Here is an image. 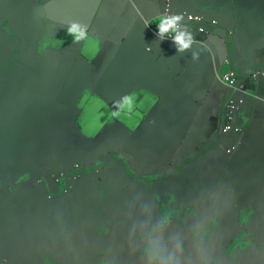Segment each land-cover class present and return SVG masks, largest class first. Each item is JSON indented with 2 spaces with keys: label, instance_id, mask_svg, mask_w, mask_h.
Returning <instances> with one entry per match:
<instances>
[{
  "label": "crops",
  "instance_id": "1",
  "mask_svg": "<svg viewBox=\"0 0 264 264\" xmlns=\"http://www.w3.org/2000/svg\"><path fill=\"white\" fill-rule=\"evenodd\" d=\"M2 1L9 3L3 14L9 20L8 26L0 16L1 29L4 26L8 31L7 33L0 30L2 40L0 44V110H4L5 107L9 111L6 116L0 118V207L9 205L7 209L10 210L7 215L0 214V239L6 246V238L2 231L7 226H15L21 219L24 220L17 213V208L23 204L22 197H29L34 205H41L46 193L47 183H36L35 191L10 193L8 186L16 182L12 179L14 178L12 173L18 166L25 163L22 170L28 171L32 166L38 165L42 157L39 152H43L50 144H59L60 135L72 129L70 121L74 115H76L75 126L81 133L94 138L114 118L134 128L131 125L140 120L139 113H146L148 109L121 106L114 112L109 106L103 104L87 88V85L95 87L105 67L108 54L99 65L102 68L101 71L95 73L91 68L90 75H83L81 78L77 68L74 69L75 65L67 67L61 64L59 59H55V53L61 51L62 43L55 40L46 41L45 33L50 30V23L55 22L52 15L19 0ZM199 1L175 0L174 7L179 14L183 6L195 5ZM206 1L218 8V12L229 25L235 24L236 42L239 45V48H236L233 39H230L228 46L221 41L217 44L213 42L212 55L217 69L220 73L233 69L236 76L244 80L245 104L249 107L250 104L259 102L256 110L264 113V103L260 100L264 99V77L261 79L249 77L254 69L264 70L261 68V64L264 63V0H234L233 9L227 6L226 0ZM51 4L69 14L67 19L69 24L79 23L83 27L88 22L89 27L92 19L98 17L96 29L110 42L118 41L126 35L130 18L133 17L132 23L138 13L145 21H149L156 27L154 21L161 13L170 7L173 12L172 0H131V2L127 0H51ZM29 14H34L37 21L34 38L27 32L17 29L19 22L27 26ZM218 33L221 31L218 30ZM53 34L59 38L65 36L66 41L74 39L67 32L58 29H54ZM134 41L137 45L143 44L137 34L134 35ZM92 46L96 48V44ZM9 47H13L10 61L7 60ZM20 47L31 49L28 55L32 56H21L26 61L15 57L14 50L20 51ZM106 49L108 52L107 47ZM135 50L134 47L129 48L128 56H132ZM45 55L52 56L49 66L55 71L56 84L52 94L45 89L42 84L44 81L39 77V69L47 61ZM84 58L87 59L85 52ZM227 58L230 59V66L226 64ZM170 60H175V57H171ZM161 66L165 64L162 63L159 67ZM121 69L125 81V59L122 61ZM145 69L156 71L151 73L153 85L165 91L170 99L171 104L163 107L161 113L167 126L172 125L175 133L191 129L196 134H202L203 140L200 144H193L186 151L175 152L169 158L157 156L155 159H149L144 155L134 158L127 154V163L114 159L116 158L114 156L108 158L106 165H104L106 160L97 161L96 163H101L106 179L103 184H100L103 180L99 181L96 177L91 179L87 176L73 184L68 206L70 216L69 210L67 208L64 210L65 226L71 229V238L69 243L58 252L61 263L75 264L76 261L82 260L81 249L76 248V243H73L74 231H78L81 234L80 240L85 244L93 241L96 255H104L106 258L110 248L121 249L124 254H135L137 258L141 257L145 264H264V115H258V112H255V115L250 118L248 115H243L239 119L241 124L247 123L250 119L255 120L250 126L253 131L245 143V148L237 155L241 171H237L236 161L232 166L228 165L227 171L225 153L221 148L217 149L213 141L216 131L214 115L217 105H220V99L222 100L221 87L217 86L213 89L212 95L217 99L215 109L210 111L205 105L204 108L202 106L194 108L197 101L190 96V83L193 76H188L180 86L179 83L175 84L174 80L163 81L159 78L162 74L154 64L148 67L140 64L139 70L142 71L140 79H143L145 83L148 79ZM212 70L209 58L204 66V74L207 72L210 82L206 84L204 81L203 84L196 78L191 87L192 91L200 87L208 89L213 81ZM17 71L24 76L16 77ZM191 72L194 73V69ZM74 82L76 85L73 89L67 87ZM183 83L185 94L181 96L178 107L173 103L178 100L175 91L178 92L180 87L182 89ZM207 95L208 93L204 97ZM76 98L77 100L74 101ZM87 99L92 101L88 105H86ZM49 104L53 108L58 107L62 110L57 109L56 113L54 109L48 108V112L56 113L55 116L48 115L45 109ZM63 105H69L71 112L68 113ZM85 109L86 113L81 119V124H86L87 131L84 129L85 132H83L79 120ZM178 110H184L189 115L181 116ZM66 113L68 120L63 121L61 117ZM189 117L191 120L186 119ZM48 121H51V125L46 129ZM97 125L98 129L94 132L89 131ZM43 132H46L48 136L44 142H38V135ZM126 164L136 169L137 174L140 175L138 180L130 177L129 168L126 170L128 175L122 173L123 166L126 167ZM108 172H116L119 175ZM5 175L8 177L2 179ZM208 175L211 176L209 184L205 180ZM169 177L175 178L171 188H165L163 191L160 186L156 188L159 182L166 184L167 181L168 183L172 181ZM203 177L204 185L201 182ZM150 178L152 180H149ZM132 179L150 183L154 186V190L143 199L129 200L127 198L125 200V195L130 192L129 186ZM7 182L12 184H6ZM119 186H122L121 191L116 189ZM44 198L47 196L45 195ZM105 203L107 208L100 206ZM38 218L33 216L31 220ZM115 220L118 221L117 227L111 230L109 227L115 223ZM21 229L24 236L25 228L21 227ZM102 238H105L109 248L101 247ZM8 240L9 238L7 242ZM242 241L246 248L236 258L228 260L225 254L231 251L234 245H241ZM153 243L160 244V247L156 248L152 245ZM23 245L19 248H23ZM29 245L35 247L39 254L52 251H45L46 246L43 244L31 242ZM4 256L7 262L13 257L11 254H4ZM41 259L35 258L34 264H43L44 261ZM2 260L4 259L1 258L0 262Z\"/></svg>",
  "mask_w": 264,
  "mask_h": 264
},
{
  "label": "water",
  "instance_id": "2",
  "mask_svg": "<svg viewBox=\"0 0 264 264\" xmlns=\"http://www.w3.org/2000/svg\"><path fill=\"white\" fill-rule=\"evenodd\" d=\"M19 1L36 9H42L53 16L55 22L50 23L51 28L45 33L46 41L51 42L55 40L62 43L61 51L55 53V59H59L61 64L67 67L75 65L74 69L77 68L78 75L81 76V78L83 75L89 76L91 68L95 73L101 71L102 68L99 65L108 54L105 60V67L102 69L95 87L93 88L91 85H87V88L94 93L103 104L109 106L114 112H116L121 106L128 108L135 107L136 109L145 108L148 109V112L139 113L140 120H133L136 121V123L131 125L134 128H130L124 124L122 120L114 118L113 121L109 122L110 124H106L103 130L94 138H89L81 133V131L75 126L76 115H74L70 121L72 129L68 133L60 135L58 140L59 144H50L43 152H39V155L42 156L39 164L32 166L28 171L22 170V168L25 167V163L18 166L14 173H12V176L14 177L12 179L23 174H38L42 175V180L45 183L48 181L46 170H51V172L57 173L62 169H71L73 163H81L84 164V166L78 173L80 178L87 176L91 179L96 177V179L99 180L98 177L101 176L103 181L100 182V184H103L106 179L104 178L102 167H95L97 161L102 162L106 160L104 164L106 165L108 158L114 156L116 157L114 159L123 160L127 163V154H130L134 158H138L141 155H144V157L149 159H155L157 156H166L169 158L175 154V152L180 153L188 150L193 144H200L203 140L202 134H196L191 129L175 133L172 129V125L167 126L166 122L162 119L161 113L163 107L171 104L170 99L165 91H161L154 87L151 73H156V71L145 69V73L148 74L147 83H145L143 79H140V73H142V71L140 72L139 70L140 64L143 65V67H148L154 64L162 74V77L160 76L159 78L163 81L174 80L175 84L179 83L180 86L181 82L186 80L188 76H193L190 83V96H193L197 101L194 108L199 106L204 108L205 105L210 111L215 109L217 99L212 95L214 91L213 89L217 86L221 87L222 100L220 99V105H217V111L214 115L216 126H218L219 129L215 131L213 141L215 147H217V149L221 148L225 153L227 171L228 165L232 166L235 161L237 171H241L237 155L240 150L243 151L245 148V143L253 131V128H250V126L255 120L250 119L247 123L241 124L239 123V119L242 118L243 115H248V118H250L255 115V112H258V115H264V113L256 110L257 106L260 104L259 102H254L248 107L245 104L246 102H244L245 93L237 89L226 87L217 77L220 71L217 69L212 55L213 42L217 44L221 41L228 46L230 39H233V41H235V47L239 48V45L236 42L234 31L235 24L233 23V25H229L223 19L222 15L218 12V8L213 3H208L206 0H200L195 5L183 6L182 9L179 10V13L184 14V23L186 27H188L190 32L193 30L191 33L194 35L196 43L193 45V48L185 52L183 56H178L176 48L171 40L159 41L155 34L157 28L150 24L149 21H145L139 13L136 14L132 23L131 20L133 17L130 18L127 25L130 26L126 35L118 41L110 42L106 39V36L98 32L96 29L98 17H96L95 19H92L89 27L88 22L83 26L86 30V35L78 40L77 43L70 45L76 40L72 39L71 41H66L64 40L65 36L59 38L57 35L53 34L54 29L66 32L67 26L71 25L67 22L69 17L68 13L63 12L57 6H53L51 0ZM127 1L131 2V0ZM172 2L173 12L177 13L174 7L175 0H172ZM226 4L230 9L234 8V0H226ZM8 5L9 3L0 0V16L6 21L7 26L9 20L3 14ZM170 12H172L171 7ZM92 13L93 11L89 17H91ZM188 15L202 18L207 25L204 26L189 22L187 19ZM213 21H216L217 23L211 24ZM17 29L27 32L32 38H34L35 32L37 31V21L35 20L34 14L28 15L27 26L21 22L17 23ZM199 29H201L202 32H200ZM218 30H220L221 33H218ZM136 34L139 35L143 44L137 45L135 43L134 35ZM130 36H133V38H130ZM94 44H96L97 51L96 48L92 46ZM106 47L108 48V52ZM132 47L136 48L135 53L132 56H128V49ZM14 52H16V58L26 61V59L21 56L30 54L31 49L28 47H25V49L20 47V51L15 49ZM84 52L87 54V59L84 58ZM192 52L199 53L198 60L193 61L191 59ZM45 57L47 58V61L39 69V77L43 79L44 82L42 84L45 89L51 93L56 84L55 71L49 66L52 62V56L45 55ZM171 57H175V60L171 61ZM209 58L213 69V81L211 85L208 89L200 87L192 91L191 87L196 78L200 79L203 84L204 81L206 84L210 82L207 78V72L204 74V66L205 63H208ZM124 59L126 64L125 81L121 69L122 61H124ZM162 63H164L165 66L159 67ZM230 64L231 62L227 65L230 66ZM261 68L264 69V63L261 64ZM192 69H194V73L191 72ZM262 72L264 73V70H262ZM17 73L18 75L16 77L24 76L20 71H17ZM163 75L165 77H163ZM262 77H264V75L261 77L257 76L259 79ZM75 85L76 83L74 82L67 87L73 89ZM184 89L185 86L183 83L182 89L180 87L178 92L175 91L178 100H175L173 103L177 104L178 107L180 106L181 96L185 94ZM140 92L141 94H139ZM206 93H208V95L204 97ZM75 100H77V98L74 99V101ZM260 100L264 103V99ZM63 106L67 109L68 113L71 112L69 105ZM48 108L54 109L56 113L57 109L62 110L58 107L53 108L51 104H49L45 110L48 115L53 116H55L56 113L52 114L48 112ZM178 113L181 116L189 115V113L184 110H178ZM227 117L230 120L229 130H231V134L224 133V128L220 129V125L222 127L225 125ZM61 118H63V121H67L68 114H64ZM186 119L191 120L190 117ZM50 125L51 121H48L46 123V129ZM47 136V133L43 132L38 135L37 141L44 142ZM202 149H204V147ZM93 167H95L94 173H86V170L92 169ZM127 168H129L130 177H133L136 180L140 178L136 169L129 164H126V167L123 166L122 173L127 174ZM108 173L119 175V173L116 172ZM174 179V177L172 179L169 177V180L172 181H169V183L167 181V185L164 184V182H159V185H157L156 188H159L160 186L161 191L165 188L169 189L171 188ZM136 180L132 179L130 181V192L128 195H125V200L127 198L129 200L143 199L150 191L154 190V186L150 185V183H143L142 181ZM205 180L207 181V184H209L211 182V176H206ZM201 182L204 185V177L201 179ZM36 183L37 182L35 181L34 184ZM6 184L12 183L7 182ZM66 186L67 182L64 189ZM116 189L121 191L122 186H119ZM100 206L104 208L108 207L106 203ZM8 207L9 205L1 206L0 214H9L10 210L7 209ZM117 223L118 221L115 220V223L111 224L109 228L114 230L117 227ZM259 247H261L260 244ZM245 248V243L242 241L241 245H234L231 251L225 254V256L231 261L233 254L236 257L237 254L241 253Z\"/></svg>",
  "mask_w": 264,
  "mask_h": 264
},
{
  "label": "flooded vegetation",
  "instance_id": "3",
  "mask_svg": "<svg viewBox=\"0 0 264 264\" xmlns=\"http://www.w3.org/2000/svg\"><path fill=\"white\" fill-rule=\"evenodd\" d=\"M0 30L8 33L7 29H5L4 26L3 29H1L0 27ZM1 43L2 40L0 38V44ZM12 50L13 47H9V53L7 55L8 61H10ZM89 102L92 101L87 99L86 105H88ZM86 109L84 110V113L79 120V124L82 127L83 132L84 129L87 131L86 124H81V119L84 117ZM8 112V109L4 107V110H0V114L3 113L2 115H0V118L6 116ZM93 117L95 118V114ZM100 117L103 118L102 116ZM98 127L99 126L97 125L95 128L89 131L94 132L96 129H98ZM223 127H225L223 130L224 133L231 134V130H227L226 126ZM223 127L220 125V129ZM218 129V126H216V131ZM100 165L101 163H96L95 167H99ZM83 166L84 164L81 163H73L71 169H62L58 174L51 173L49 170H46V174L49 179V182H45L47 183L45 193L47 198H44L45 195L43 196V202L41 205H34L30 201L29 197H22L23 204L17 208V213L19 216L23 217L25 221L21 219L20 223H17L15 226L9 225L2 231V234L6 238V246L5 242L0 239V259L2 258L5 260H2L0 264H34L35 258H42L41 260L44 261L43 264H62L61 259L58 257V252L64 248L65 244L69 243V240L71 238V229L65 226L64 210L65 208L69 210L68 206L71 201V193L74 188L73 184L75 185L76 182L80 181L83 178H80V176L78 175ZM95 167L86 170V173H94ZM7 177L8 175H5L2 179H5ZM98 178L99 181L103 180L101 176ZM15 179L16 182L11 186H8V188L10 187V193H12V191H35L37 187L34 182H43L42 175L38 174L33 176L22 175L19 178L16 177ZM149 180H152V178H150ZM66 182L67 186L64 189ZM68 212L70 216V210ZM33 216H38L39 218L37 220H31ZM21 227L25 228L24 236ZM74 235L75 241L73 243H76V248L81 249L82 256V260L76 261L75 264H145L142 258H137L135 254H124L122 253L121 249H110L109 245L106 244L105 238H102V242L100 241V243L101 247L103 246L105 248H109L108 256L107 258L104 255L98 256L94 252L93 241L85 244L84 241L80 240L81 234L78 231H74ZM8 238L9 240L7 242ZM31 242L43 244L46 246L45 251H52L49 253L39 254L38 250L35 247H30L29 244ZM22 245L23 248H19ZM152 245L156 248L160 247V244L158 243H153ZM126 246H128V243H126ZM4 254H11L13 255V257L10 261L7 262ZM33 256H35V258ZM233 257L235 258L234 254Z\"/></svg>",
  "mask_w": 264,
  "mask_h": 264
},
{
  "label": "clouds",
  "instance_id": "4",
  "mask_svg": "<svg viewBox=\"0 0 264 264\" xmlns=\"http://www.w3.org/2000/svg\"><path fill=\"white\" fill-rule=\"evenodd\" d=\"M170 7V6H168ZM168 14H165V13ZM188 15L187 19L189 22H194L199 25H207L206 22L203 21L202 18L197 17V16H192L196 17L199 20H190ZM184 14L183 13H174L170 12V8H167L164 12V15L159 16L158 19L154 21L157 32L155 33L156 36L158 37L159 41H164V40H171L173 45L176 48V52L178 56H183V54L193 48V45L196 43V39L194 35L188 30L184 23ZM216 21H213L211 24H216ZM200 32H202L201 29H199ZM66 32L73 36L75 40H80L86 35V30L79 24V23H73L66 28ZM191 59L193 61H196L199 59V53L198 52H192ZM230 60L229 58L226 59V64H229ZM225 73H232L233 78L235 79L234 83L232 85L227 84L226 82H222L220 78L225 74ZM264 73L260 69H254L250 72L249 77L252 79H256L257 76L261 77L263 76ZM218 79L220 80L221 83H223L226 87L228 88H233L237 89L243 93H245V86H244V80L239 79L236 74L234 73L233 69L232 70H227L223 73H219L217 75ZM224 126H230V120L227 117L226 123ZM225 128V127H223ZM227 129V128H226ZM228 128L227 130H229ZM239 254H237L238 256ZM236 256V257H237ZM235 257V258H236ZM233 258V256H232Z\"/></svg>",
  "mask_w": 264,
  "mask_h": 264
},
{
  "label": "built area",
  "instance_id": "5",
  "mask_svg": "<svg viewBox=\"0 0 264 264\" xmlns=\"http://www.w3.org/2000/svg\"><path fill=\"white\" fill-rule=\"evenodd\" d=\"M165 14H168L167 12ZM189 19L190 20H199L198 18L196 17H192V16H189ZM220 80L222 82H226L227 84L229 85H232L235 81V79L233 78V74L232 73H225L221 78ZM226 128H230V126H226Z\"/></svg>",
  "mask_w": 264,
  "mask_h": 264
},
{
  "label": "rangeland",
  "instance_id": "6",
  "mask_svg": "<svg viewBox=\"0 0 264 264\" xmlns=\"http://www.w3.org/2000/svg\"><path fill=\"white\" fill-rule=\"evenodd\" d=\"M85 132V131H84Z\"/></svg>",
  "mask_w": 264,
  "mask_h": 264
}]
</instances>
